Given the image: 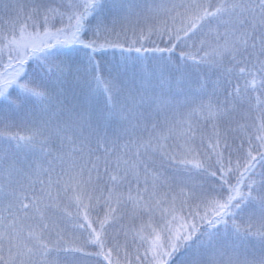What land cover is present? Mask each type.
<instances>
[{
    "label": "snow or ice",
    "instance_id": "snow-or-ice-1",
    "mask_svg": "<svg viewBox=\"0 0 264 264\" xmlns=\"http://www.w3.org/2000/svg\"><path fill=\"white\" fill-rule=\"evenodd\" d=\"M89 262L264 264V0H0V264Z\"/></svg>",
    "mask_w": 264,
    "mask_h": 264
},
{
    "label": "trees",
    "instance_id": "trees-1",
    "mask_svg": "<svg viewBox=\"0 0 264 264\" xmlns=\"http://www.w3.org/2000/svg\"><path fill=\"white\" fill-rule=\"evenodd\" d=\"M133 55H135V54H133ZM117 56H119V52H117L116 53V55H115V57H113V55L111 54V52L108 54V59L109 60H111V59H113V60H115V59H117ZM123 238L121 237V240H122ZM89 264H90V262H89Z\"/></svg>",
    "mask_w": 264,
    "mask_h": 264
},
{
    "label": "rangeland",
    "instance_id": "rangeland-1",
    "mask_svg": "<svg viewBox=\"0 0 264 264\" xmlns=\"http://www.w3.org/2000/svg\"><path fill=\"white\" fill-rule=\"evenodd\" d=\"M153 39H155V37H153ZM157 42H159V41H157ZM149 55H151V54H149ZM117 59H119V56H117ZM111 60H113V59H111ZM116 60V59H115Z\"/></svg>",
    "mask_w": 264,
    "mask_h": 264
}]
</instances>
